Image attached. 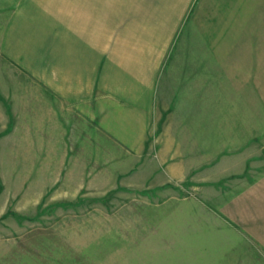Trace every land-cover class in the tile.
<instances>
[{
    "label": "rangeland",
    "instance_id": "rangeland-1",
    "mask_svg": "<svg viewBox=\"0 0 264 264\" xmlns=\"http://www.w3.org/2000/svg\"><path fill=\"white\" fill-rule=\"evenodd\" d=\"M60 2L0 0V264H264L226 214L264 177V31H250L264 14H243L241 47L217 55L191 12L148 113L68 111L11 58Z\"/></svg>",
    "mask_w": 264,
    "mask_h": 264
},
{
    "label": "crops",
    "instance_id": "crops-1",
    "mask_svg": "<svg viewBox=\"0 0 264 264\" xmlns=\"http://www.w3.org/2000/svg\"><path fill=\"white\" fill-rule=\"evenodd\" d=\"M149 3L147 6L144 1L137 4L129 0H61L58 14L40 15L43 39L32 44L27 38L31 28L25 25L29 21L18 15L16 37L22 40L24 31L27 40L25 49L20 46L11 58L23 62L61 109L70 111L95 101H108L144 114L154 107L172 39L191 12L194 17L206 16L203 43L207 48L218 47L217 55L224 52L222 47H241L243 14H264V0ZM213 31L215 37L211 38ZM250 31L263 32L264 26H252ZM192 77V73L186 74V78ZM236 198L234 215L226 214L264 247V177Z\"/></svg>",
    "mask_w": 264,
    "mask_h": 264
}]
</instances>
